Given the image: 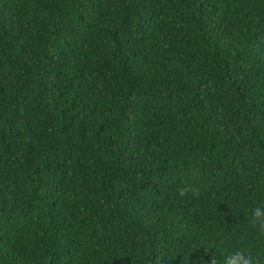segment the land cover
I'll return each instance as SVG.
<instances>
[{"label":"trees","instance_id":"16d2710c","mask_svg":"<svg viewBox=\"0 0 264 264\" xmlns=\"http://www.w3.org/2000/svg\"><path fill=\"white\" fill-rule=\"evenodd\" d=\"M262 202L264 0H0V264H264Z\"/></svg>","mask_w":264,"mask_h":264},{"label":"clouds","instance_id":"9594fccd","mask_svg":"<svg viewBox=\"0 0 264 264\" xmlns=\"http://www.w3.org/2000/svg\"><path fill=\"white\" fill-rule=\"evenodd\" d=\"M197 191V189L185 187L181 189L180 195L183 196L187 192H192L195 195ZM252 216L253 223H258L260 231H264V202L252 210ZM210 264H216L215 259H211ZM225 264H256V260L251 253L237 250L225 258Z\"/></svg>","mask_w":264,"mask_h":264}]
</instances>
